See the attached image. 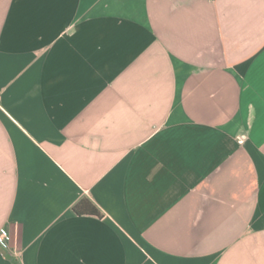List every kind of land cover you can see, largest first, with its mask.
Returning a JSON list of instances; mask_svg holds the SVG:
<instances>
[{
  "label": "crops",
  "instance_id": "0c3cea01",
  "mask_svg": "<svg viewBox=\"0 0 264 264\" xmlns=\"http://www.w3.org/2000/svg\"><path fill=\"white\" fill-rule=\"evenodd\" d=\"M4 228L0 264H264V0H0Z\"/></svg>",
  "mask_w": 264,
  "mask_h": 264
},
{
  "label": "built area",
  "instance_id": "2783aa9c",
  "mask_svg": "<svg viewBox=\"0 0 264 264\" xmlns=\"http://www.w3.org/2000/svg\"><path fill=\"white\" fill-rule=\"evenodd\" d=\"M240 144L245 143L246 136H241L238 139ZM11 241H12V235L7 229H1L0 230V246L5 250L11 249Z\"/></svg>",
  "mask_w": 264,
  "mask_h": 264
},
{
  "label": "trees",
  "instance_id": "16d2710c",
  "mask_svg": "<svg viewBox=\"0 0 264 264\" xmlns=\"http://www.w3.org/2000/svg\"><path fill=\"white\" fill-rule=\"evenodd\" d=\"M75 211L80 215H98L102 216L101 213L95 209L92 208L89 204V201L86 199H83L79 203H77L74 207Z\"/></svg>",
  "mask_w": 264,
  "mask_h": 264
}]
</instances>
